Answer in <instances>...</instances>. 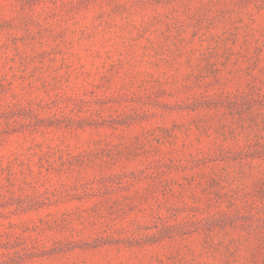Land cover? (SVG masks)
Returning <instances> with one entry per match:
<instances>
[{
	"label": "rangeland",
	"instance_id": "obj_1",
	"mask_svg": "<svg viewBox=\"0 0 264 264\" xmlns=\"http://www.w3.org/2000/svg\"><path fill=\"white\" fill-rule=\"evenodd\" d=\"M0 264H264V0H0Z\"/></svg>",
	"mask_w": 264,
	"mask_h": 264
}]
</instances>
